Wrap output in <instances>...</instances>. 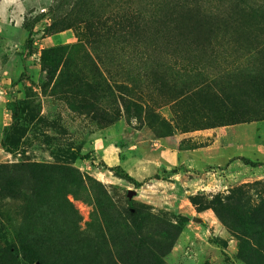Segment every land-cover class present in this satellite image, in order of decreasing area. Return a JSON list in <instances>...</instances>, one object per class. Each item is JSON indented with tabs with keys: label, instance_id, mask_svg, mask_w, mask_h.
I'll return each mask as SVG.
<instances>
[{
	"label": "rangeland",
	"instance_id": "obj_1",
	"mask_svg": "<svg viewBox=\"0 0 264 264\" xmlns=\"http://www.w3.org/2000/svg\"><path fill=\"white\" fill-rule=\"evenodd\" d=\"M54 4L0 0V264H24L8 244L42 264H139L144 235L162 264H264V232L242 226L264 167L238 159L264 162V0H78L52 26ZM160 145L204 154L135 179Z\"/></svg>",
	"mask_w": 264,
	"mask_h": 264
},
{
	"label": "trees",
	"instance_id": "obj_2",
	"mask_svg": "<svg viewBox=\"0 0 264 264\" xmlns=\"http://www.w3.org/2000/svg\"><path fill=\"white\" fill-rule=\"evenodd\" d=\"M77 2H78V0H55L54 6L49 10V14H50L52 22H53L52 26L55 24V22L57 21V18L59 16H61L64 12L68 11L69 9L74 8L75 5L77 4ZM45 17H46L45 14H40L39 16H37L33 20V22L31 24H29L26 21L23 22V27L27 31L29 38H31L33 33H34L33 31H34L35 25L37 23H39ZM233 39L234 38L232 36L231 39L228 40V42H232ZM251 41H253L255 43L254 47H255L256 52L259 53V52H261L260 50H264V28L259 29V32H257V34L255 33V35L252 37ZM260 78H261V76H260ZM263 78H264V76H263ZM263 78H261V80L259 82L260 86H261V82H262ZM257 79H258V77H257ZM260 86L257 85L256 93H257L258 100H259L260 104H262L264 107V89H262ZM195 92L183 91V93L178 94L176 97L170 98L168 100V102L176 104V105L178 103H184L189 98L188 96L195 94ZM147 108L148 107H146V109ZM145 116L147 117L148 121L152 125L158 123L159 126L163 127L165 129L166 133H170L172 131V127L164 119H162L154 109L149 107V109L146 110ZM165 135H167V134H165ZM1 146L7 152H10V153H13L15 150H17V147H18L17 144H12V143H7V142H2ZM57 151L58 150H52L51 154L53 156H57L56 155ZM65 154L68 155L69 159L72 161H75V160H81V161L92 160V157L90 154H83L79 150L69 149V150L65 151ZM238 159L241 160L245 165H249L251 167H264V162H253V161H251L245 157H239ZM111 169L115 170L117 173L124 176V178L126 180H128L129 182L137 184L136 180L131 178L129 176V174L120 165H117ZM248 225H251V229L249 227V230L252 233L264 232V205L262 207H260L259 209H257L256 211L252 212L245 222L244 221L242 222V226L247 227ZM175 228L176 227H174V226H168L167 227V229H168L167 233L163 237L164 238H170V237L172 238V235L174 233ZM142 240L145 242L144 244H146V245L145 246L142 245L141 247H139L141 250V256H142V262L139 264H162L161 258L164 255V254H162V247L160 248V246L157 243L153 242L152 240H149L148 236H146V235L142 236ZM7 247L9 249H13L14 253L16 255L20 256V258L24 264H35L36 262H39L40 264H42L40 262L39 258H37L35 256V254L28 247H25V246L14 247L11 244H8ZM144 255L146 258H144Z\"/></svg>",
	"mask_w": 264,
	"mask_h": 264
},
{
	"label": "crops",
	"instance_id": "obj_3",
	"mask_svg": "<svg viewBox=\"0 0 264 264\" xmlns=\"http://www.w3.org/2000/svg\"><path fill=\"white\" fill-rule=\"evenodd\" d=\"M160 148L154 153L156 164L154 166H147L145 163L147 161V154H142L140 157L136 159L135 166H141L138 170L132 169L130 172L134 175V178L142 181L149 177V169L152 168L154 173H157L159 169H163L164 171H170L173 169L174 166L179 164L183 159L189 157L188 155L191 154V157H201L204 153H202L199 149H192L187 151V154L177 153L176 151L159 146ZM118 165V164H117ZM133 168V165L132 167ZM129 172V171H128Z\"/></svg>",
	"mask_w": 264,
	"mask_h": 264
}]
</instances>
